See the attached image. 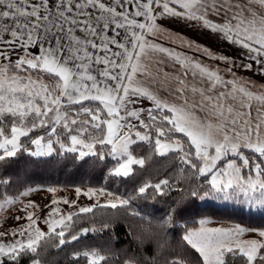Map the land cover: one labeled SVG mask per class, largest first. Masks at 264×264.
<instances>
[{
  "label": "snow or ice",
  "instance_id": "1",
  "mask_svg": "<svg viewBox=\"0 0 264 264\" xmlns=\"http://www.w3.org/2000/svg\"><path fill=\"white\" fill-rule=\"evenodd\" d=\"M158 16L188 21L233 46L235 58L181 41L223 61L232 78L226 79L218 65L149 42V35L161 31ZM169 62L173 71L165 70ZM257 65L264 78V0H0V162L24 152L63 156L68 167L93 164L90 157L102 160L106 154L118 165L111 175L129 177L134 165L146 163L133 154V146L147 143L158 156L176 157L181 173L188 169L204 177L223 199L264 210V87L250 88L234 70L255 72ZM139 98L151 106L133 107ZM12 187L8 178H0V211L33 191L13 192ZM170 187L169 179L146 182L137 196L152 189L163 197ZM76 194L95 203L67 214L53 208L43 221L47 231L36 213L28 212L37 207L29 201L26 217L14 216L26 218L27 225L0 231V264L5 259L19 264L24 256L41 264L35 257L53 236L60 247L96 231L72 232L74 216L96 207H126L135 198L121 199L103 189L76 188ZM101 196L112 199L101 205ZM61 202L75 205L68 199L51 201ZM181 211L175 201L164 224L174 223ZM199 224L182 240L199 254L200 264H264V230ZM5 237L11 239L4 242ZM81 256L85 264L111 261L101 247L76 252L77 264ZM171 264H186V259Z\"/></svg>",
  "mask_w": 264,
  "mask_h": 264
},
{
  "label": "trees",
  "instance_id": "2",
  "mask_svg": "<svg viewBox=\"0 0 264 264\" xmlns=\"http://www.w3.org/2000/svg\"><path fill=\"white\" fill-rule=\"evenodd\" d=\"M38 132L43 134L42 130ZM23 142L28 144V138H23ZM133 148V154L145 158L146 163L143 167L134 165V172L129 177L111 175L117 163L104 154L105 150L100 146L98 151L104 154V159L90 157L95 161L93 164L65 167L63 156L37 158L24 152L0 162V178H8L12 182L13 192L28 188H90L103 189L121 199L135 197L126 207H96L93 213L74 216L72 232L78 233L84 227L95 228L96 231L60 247L53 236L35 257L41 264H77L75 253L94 247H101L110 254V264H125L129 259L135 264H171L180 258H185L186 264H200L198 253L182 240L184 232L198 219L210 217L264 230V210L248 211L241 206L211 201L206 179L193 176L188 169L181 173L175 167L178 164L176 157L171 154L158 156L147 143ZM162 179H169L171 183V187L165 189V196H154L152 189L143 197L137 196L138 188L144 183H157ZM194 190L198 193L196 196L190 194ZM175 201L181 202L182 211L174 223L165 225L164 220ZM70 235L66 234L65 238ZM5 264L13 262L5 259ZM19 264H32V257H21ZM79 264H85L83 256L79 258Z\"/></svg>",
  "mask_w": 264,
  "mask_h": 264
},
{
  "label": "crops",
  "instance_id": "3",
  "mask_svg": "<svg viewBox=\"0 0 264 264\" xmlns=\"http://www.w3.org/2000/svg\"><path fill=\"white\" fill-rule=\"evenodd\" d=\"M157 23L159 24L161 31L155 35H149L147 37L148 41L151 43H156L164 47L179 51L181 53L187 54L189 58L195 56L200 59L203 63L209 66L219 67L221 73L226 79H231V74L227 73L225 70V65L223 61H217L214 59H209L207 56L195 50V47L188 48L186 45L181 46V41L184 42H194V44L200 46H206L213 53L217 55H227L235 58L234 47L229 46L226 42L217 39L216 34L209 33L207 30L201 29L199 27H191L190 22L179 20L177 18L171 17H157ZM251 62V61H248ZM237 64H240V60H236ZM167 71H173L171 62L168 63ZM236 73V78L242 81H248L249 87L255 90H260L264 87V78L261 77L259 72V66H256V71L252 72L243 68L234 69ZM151 106V101L144 100L143 98L138 99V103L133 107L148 108Z\"/></svg>",
  "mask_w": 264,
  "mask_h": 264
},
{
  "label": "rangeland",
  "instance_id": "4",
  "mask_svg": "<svg viewBox=\"0 0 264 264\" xmlns=\"http://www.w3.org/2000/svg\"><path fill=\"white\" fill-rule=\"evenodd\" d=\"M34 147V146H33ZM118 165L116 164L114 166L117 167ZM113 168V169H114ZM210 179V177H209ZM32 189L33 191L30 192V195L28 197H19L17 199V203L14 206H11L10 208L0 211V231H12L16 229L19 225H27L28 221L25 219L22 220H15L14 216L16 215H21L25 216L27 213L24 211V207L28 204L29 201H32L37 207L35 209L29 208L28 212H35L36 217H38V223L39 226L47 231L46 225L43 223L44 219L47 217V215L52 211L53 208L59 207L61 210L62 214H67L70 212H75L78 210V207H84V206H90L95 203V199L89 200L88 197L84 195H80L77 197L76 194V189H62V188H54L56 189L55 192H49L48 189H40V188H28ZM25 189V190H28ZM88 189H81V192L87 191ZM23 190V191H25ZM91 190H96L99 191L100 189H91ZM211 196L208 198L211 201H214L218 204H229V205H234V206H241L245 208L246 210H251V211H257L261 210L257 206H249L246 203H243L241 200H225L218 194H215L211 192ZM53 199L62 201L63 199H68L70 202L75 201V205L69 204L65 205L62 202L59 203L58 205H53L51 201ZM112 199V197H107V196H101L99 197V203L101 205L105 204L107 200ZM34 217V218H36ZM201 220L207 221V227L209 228H223V229H229V228H235L237 226L243 227L246 229H251L248 227H245L243 225L233 223V222H228V221H221V220H215L210 217H202L197 220V223L193 226L188 228H198L200 226L199 222ZM256 232L260 231L254 229ZM186 231L184 232V234ZM183 234V235H184ZM11 237H5L4 242H7ZM199 255V254H198Z\"/></svg>",
  "mask_w": 264,
  "mask_h": 264
}]
</instances>
